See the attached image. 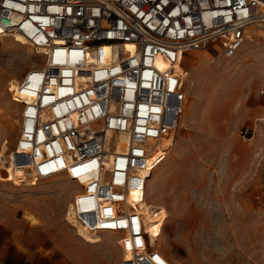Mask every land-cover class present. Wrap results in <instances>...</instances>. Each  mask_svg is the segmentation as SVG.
<instances>
[{"label": "built area", "instance_id": "2783aa9c", "mask_svg": "<svg viewBox=\"0 0 264 264\" xmlns=\"http://www.w3.org/2000/svg\"><path fill=\"white\" fill-rule=\"evenodd\" d=\"M17 34L42 59L10 89L20 123L0 162L24 163L20 180L75 182L67 222L82 237L115 234L118 264H171L163 215L151 232L143 203L184 110V56L264 39V0H0V43Z\"/></svg>", "mask_w": 264, "mask_h": 264}, {"label": "rangeland", "instance_id": "374dc122", "mask_svg": "<svg viewBox=\"0 0 264 264\" xmlns=\"http://www.w3.org/2000/svg\"><path fill=\"white\" fill-rule=\"evenodd\" d=\"M25 42L0 43V160L20 123L12 84L42 59ZM183 62L184 110L152 169L145 213L163 215L158 240L171 264H264V39L244 41L231 57L208 44ZM244 125L254 128L250 137L239 134ZM7 162H0V264L119 263L115 234L82 237L67 222L75 182L58 175L17 184L5 177Z\"/></svg>", "mask_w": 264, "mask_h": 264}, {"label": "bare ground", "instance_id": "6f19581e", "mask_svg": "<svg viewBox=\"0 0 264 264\" xmlns=\"http://www.w3.org/2000/svg\"><path fill=\"white\" fill-rule=\"evenodd\" d=\"M20 35L19 34H17L15 37H13L15 40H17V38L19 37ZM20 37H22V36H20ZM23 38V37H22ZM4 39V38H3ZM24 39V38H23ZM15 86V83H13L12 84V87L11 88H13ZM258 120H263L264 121V117H260ZM165 141H167V140H165ZM157 154V153H156ZM155 154V155H156ZM154 155V156H155ZM26 162V161H25ZM20 164H21V166H22V164H24V163H17L16 161H11V163H9L8 165H6L5 167H6V172H7V174H6V176L5 177H7V178H11V179H14V180H16V183L18 184L19 183V181L18 180H20V179H17V177L18 176H20L19 174V172H20V170H18L17 169V167L18 166H20ZM3 165H5L4 163H3ZM151 173H152V171L149 173V177H148V179H147V183H148V180H149V178L151 177ZM34 182H36V181H34ZM32 184H34L33 182H32ZM146 190H147V188H146ZM146 190H145V196H144V199H145V201H144V203H143V205H144V212H145V204H146V202H147V200H146ZM136 197H139V195H136ZM145 215H146V213H145ZM146 217H147V220H149L150 221V226H149V228H148V230H150V227H151V225H152V220H151V218L148 216V215H146ZM153 229V228H152ZM98 234H90V236L91 237H96Z\"/></svg>", "mask_w": 264, "mask_h": 264}]
</instances>
